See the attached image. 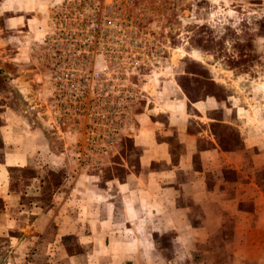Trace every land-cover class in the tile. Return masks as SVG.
Listing matches in <instances>:
<instances>
[{
	"label": "crops",
	"instance_id": "1",
	"mask_svg": "<svg viewBox=\"0 0 264 264\" xmlns=\"http://www.w3.org/2000/svg\"><path fill=\"white\" fill-rule=\"evenodd\" d=\"M50 1L0 0L4 32L34 26ZM9 40L19 45L0 59L19 70L6 66V88L22 100L0 106V264H264V118L212 117L214 98L186 99L191 113L153 100L134 117V162L77 166L68 132L53 146L25 97L39 87L26 39ZM49 166L61 180L44 177Z\"/></svg>",
	"mask_w": 264,
	"mask_h": 264
},
{
	"label": "rangeland",
	"instance_id": "2",
	"mask_svg": "<svg viewBox=\"0 0 264 264\" xmlns=\"http://www.w3.org/2000/svg\"><path fill=\"white\" fill-rule=\"evenodd\" d=\"M45 7L34 26L14 32H4L0 17V57L18 44L10 37L26 39L24 68L39 87L25 97L38 105L33 115L50 119L47 135L68 132L72 164L134 162V117L153 100L168 108L185 102L191 113L190 103L214 98L223 106L212 117L264 118V0H51ZM6 66L19 70L0 59V106L5 97L20 104L21 94L6 88ZM219 131L236 138L233 128ZM45 169L49 181L62 179L63 171Z\"/></svg>",
	"mask_w": 264,
	"mask_h": 264
},
{
	"label": "built area",
	"instance_id": "3",
	"mask_svg": "<svg viewBox=\"0 0 264 264\" xmlns=\"http://www.w3.org/2000/svg\"><path fill=\"white\" fill-rule=\"evenodd\" d=\"M104 150H105V149H100V150H98V151H100V153H104Z\"/></svg>",
	"mask_w": 264,
	"mask_h": 264
}]
</instances>
